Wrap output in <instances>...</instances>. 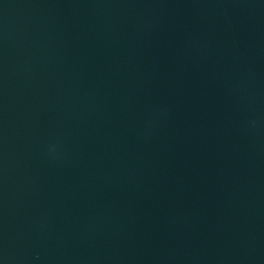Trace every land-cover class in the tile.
<instances>
[{"label": "water", "instance_id": "95a60500", "mask_svg": "<svg viewBox=\"0 0 264 264\" xmlns=\"http://www.w3.org/2000/svg\"><path fill=\"white\" fill-rule=\"evenodd\" d=\"M0 264H264V0H0Z\"/></svg>", "mask_w": 264, "mask_h": 264}]
</instances>
